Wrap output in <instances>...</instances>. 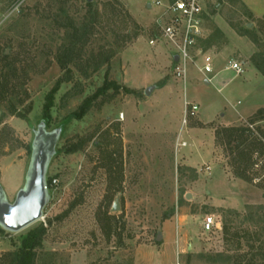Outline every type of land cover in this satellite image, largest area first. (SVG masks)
Masks as SVG:
<instances>
[{
  "label": "rangeland",
  "instance_id": "1",
  "mask_svg": "<svg viewBox=\"0 0 264 264\" xmlns=\"http://www.w3.org/2000/svg\"><path fill=\"white\" fill-rule=\"evenodd\" d=\"M90 1L0 0V188L8 202L24 185L35 132L58 134L46 173L57 182L43 217L17 233L0 229V264H12L21 237L38 228L33 264H247L249 256L235 257L251 246L264 251V170L250 172L251 181L236 178L215 134L264 114V77L251 62L264 54V16L208 0L200 44L209 37L222 44L212 20L219 16L254 50L231 55L244 73L223 72L212 85L190 65L184 89L172 76L171 49L149 45L157 36L151 0ZM74 29L80 38L71 37ZM73 40L77 54L62 67ZM57 84L45 125V98ZM91 97L88 112L72 118ZM185 103L198 110L184 122ZM263 114L249 128L257 138ZM208 216L219 229L203 230ZM217 254L231 260L210 262Z\"/></svg>",
  "mask_w": 264,
  "mask_h": 264
},
{
  "label": "trees",
  "instance_id": "2",
  "mask_svg": "<svg viewBox=\"0 0 264 264\" xmlns=\"http://www.w3.org/2000/svg\"><path fill=\"white\" fill-rule=\"evenodd\" d=\"M87 5L91 6V1L87 0ZM264 19V17H263ZM259 19V21L263 20ZM262 31V28H260ZM263 32V31H262ZM240 36H244L246 34H240ZM71 37L80 38L78 31L76 29L73 30L71 33ZM74 41V40H73ZM75 42V41H74ZM252 42L259 46L260 42L258 40L252 39ZM77 41L75 44L73 43L69 48L64 50V55H62L61 59L59 60L62 67H65L67 63L73 61L74 56L77 54ZM261 48L264 49V43L260 45ZM251 62L256 70L259 72L261 76L264 77V54H255L251 58ZM58 84L54 87V89L46 96L45 100L46 103L44 105L43 111V119L45 120L44 124L46 125L49 120V112L51 108V104L53 101V96L55 91L58 88ZM103 91V89L99 90ZM91 98L85 99L82 104L78 107V109L72 113V118L79 120L82 118L90 109L91 107ZM263 114L262 110H258L255 115L249 118L248 126L244 127H234V128H227L222 129L216 132V141L217 144L223 147L228 155L229 164L233 167V175L242 180V181H251L254 177H258L259 174L264 170V131L257 128L259 132V137H254L253 133L250 131L251 125L262 121L260 120V115ZM264 115V114H263ZM262 162V167H258V163ZM252 172L254 177L252 178L249 173ZM52 179H46V183L49 184ZM50 191V190H48ZM259 216V213H258ZM261 221L263 223V232H264V215L261 216ZM226 220L221 222V229L223 232L224 237L226 238L229 234V227ZM44 234L43 228H38L32 231H29L26 235L21 237V242L18 250L15 252L14 262L12 264H33L35 250L36 248L40 247L41 239ZM237 235H235L236 237ZM251 240L257 239L259 237L254 236H247ZM227 240V238H226ZM252 253L250 255H240L238 256L237 260L235 257V261L240 262L242 260H246L247 256V264H264V251L259 248L255 249L254 246H251ZM231 257L228 255L217 254L214 257L210 258V262L216 263L217 261L229 262ZM260 261V263L258 262Z\"/></svg>",
  "mask_w": 264,
  "mask_h": 264
},
{
  "label": "built area",
  "instance_id": "3",
  "mask_svg": "<svg viewBox=\"0 0 264 264\" xmlns=\"http://www.w3.org/2000/svg\"><path fill=\"white\" fill-rule=\"evenodd\" d=\"M206 2L207 0H151L148 4L149 9L157 10L154 19L157 36L149 41V45L162 42L171 49L170 57L174 65L172 76L183 84L184 89L189 66L194 65L195 58L201 54ZM175 57L177 61H174ZM225 70L232 72L234 76L243 73L242 64L234 59L227 61ZM198 72L203 76L212 74L209 58L204 59V65ZM205 80L209 83L210 77H205ZM197 110V106L185 103L184 122L188 117H194ZM56 182V179H52L47 184L48 190H51ZM219 225L212 216H208L203 221V230L210 232L219 229Z\"/></svg>",
  "mask_w": 264,
  "mask_h": 264
},
{
  "label": "water",
  "instance_id": "4",
  "mask_svg": "<svg viewBox=\"0 0 264 264\" xmlns=\"http://www.w3.org/2000/svg\"><path fill=\"white\" fill-rule=\"evenodd\" d=\"M174 61H177V57ZM148 94L149 90H146L145 95ZM57 137V133H46L44 127H39L31 143V157L23 187L18 190L12 202L7 201L0 188V229L17 233L43 217L49 199L46 173ZM117 211L119 206L114 202L111 212ZM156 240H160L159 235Z\"/></svg>",
  "mask_w": 264,
  "mask_h": 264
},
{
  "label": "crops",
  "instance_id": "5",
  "mask_svg": "<svg viewBox=\"0 0 264 264\" xmlns=\"http://www.w3.org/2000/svg\"><path fill=\"white\" fill-rule=\"evenodd\" d=\"M232 1H235L238 4L242 5L246 13H249L250 16H252V18L260 19L264 16V4L261 6V8L260 7L254 8V6H252L251 4L252 2L251 0H232ZM207 3H208V0L206 2V10H207ZM263 3H264V0H263ZM147 8L149 9L148 5H147ZM212 20L216 28L218 29L219 37L222 38V44H220V46L217 45L216 42H213L214 40H210V37H209L210 35H208L209 38H208L206 46L205 45L203 46L202 44H200L201 54L196 57L197 59L200 57L201 64L199 63L200 65H198L196 63V60H194V67L195 68L197 67L196 70L198 72V69L204 65V59L205 58L210 59V67L212 69V74H210L209 76H203L201 74L203 78L202 80L205 85H212L213 83H219L221 81L220 80L221 74L223 72H230V71H226L225 66L222 67V65L227 63V61L230 60V58L234 59L231 55L235 54L236 52H239L240 54L244 56L246 55L245 57L248 58L250 57V55L252 54L254 50V46L250 42H248L245 38L241 37L240 35H237L230 28V26L224 20H222L219 16H213ZM204 21H205V18H204ZM251 67L252 66H250L249 68ZM242 68H243V73H244L245 72L244 65H242ZM205 77H210L209 83L205 80ZM235 114L238 115L242 119L247 117V116L246 117L241 116L239 113H235ZM221 118H224V116H221ZM198 121L202 124H212V123L218 122V118L217 116H215L213 118L211 117L209 120H206V121H202V120H198ZM180 247H181L180 244H178L177 248L180 249Z\"/></svg>",
  "mask_w": 264,
  "mask_h": 264
}]
</instances>
